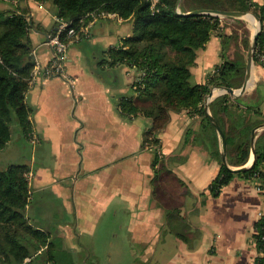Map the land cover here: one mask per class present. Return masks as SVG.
Masks as SVG:
<instances>
[{
    "label": "crops",
    "instance_id": "0c3cea01",
    "mask_svg": "<svg viewBox=\"0 0 264 264\" xmlns=\"http://www.w3.org/2000/svg\"><path fill=\"white\" fill-rule=\"evenodd\" d=\"M47 3L41 7L35 0H20L19 5L32 21L30 44L43 63L51 56L44 41L58 25L56 7L50 3L52 8H47ZM49 18L51 28L44 24ZM132 34L130 19H99L89 37L68 49L73 87L59 77L44 76L30 85L26 101L39 137L40 160L32 178L45 192L37 205L31 193L29 223L52 241L63 239L73 251L72 264H255L264 257L255 226L264 215L260 179L234 175L215 196L209 184L221 163L203 144L192 139L184 143L186 130L198 129L199 114L171 113L157 134L162 151L158 161L154 146L145 142L152 118L121 114L118 103L123 97L135 98L141 107L150 104L131 87L137 68L110 63L108 49ZM225 57L222 38L212 34L198 51L192 81L205 82ZM255 67L254 83L231 96L238 97L243 108L258 104L264 114V66ZM211 90L215 96L225 94L219 86ZM255 145L264 150V128L255 131ZM248 160H253L252 148ZM261 168L264 172V161ZM83 246L89 247L86 257L80 253ZM52 251L42 245L39 253L47 256L32 261L28 257L19 264H60Z\"/></svg>",
    "mask_w": 264,
    "mask_h": 264
},
{
    "label": "trees",
    "instance_id": "16d2710c",
    "mask_svg": "<svg viewBox=\"0 0 264 264\" xmlns=\"http://www.w3.org/2000/svg\"><path fill=\"white\" fill-rule=\"evenodd\" d=\"M51 2L56 15L61 19L83 18L90 11H115L123 19L133 23V34L123 39L118 46L108 49L111 64L125 63L141 72L140 80L134 82L137 97H148L150 104L140 106L133 97H123L118 107L123 116L139 113L152 118L146 130L145 142L154 146V159L159 160L157 146L158 132L164 129L173 111L188 110L199 114L197 130L188 128L184 143L203 144L209 154L221 163L218 175L209 184L211 193L217 196L234 175L254 177L264 175L261 168L264 150L256 148L254 163L243 170L235 171L223 163L222 137L210 119L205 105L207 94L213 86L240 87L245 74L246 61L239 63L226 57L208 73L206 81H192V67L198 51L205 47L212 34L216 33L224 44L233 39V32L224 31L220 18L211 14H193L189 11L201 9H237L248 11L255 7L264 23V1L255 0H158L152 7V0H37ZM178 9L182 12L179 13ZM0 10V148L12 137L11 124L14 119L23 133L32 131L31 108L26 101L30 87L31 71L34 65L31 56L29 29L32 21L26 10L19 13L12 10L3 16ZM186 13V14H183ZM89 17L80 24H85ZM57 22V21H56ZM264 42V30L260 32L257 46ZM256 62V58H255ZM242 70L236 77L233 72ZM225 93L209 103L211 114L220 124L227 140L228 162L236 167L247 163L251 152L252 130L264 121V114L258 104L247 103L243 108L238 97ZM156 152V153H155ZM185 159V157H182ZM181 160V159H180ZM27 164L12 163L0 170V264L25 263L38 258L42 245L47 252L54 246L49 234L29 223L26 216L31 198L29 181L24 172ZM257 245L264 249V215L256 224ZM256 264H264V257H258Z\"/></svg>",
    "mask_w": 264,
    "mask_h": 264
},
{
    "label": "rangeland",
    "instance_id": "374dc122",
    "mask_svg": "<svg viewBox=\"0 0 264 264\" xmlns=\"http://www.w3.org/2000/svg\"><path fill=\"white\" fill-rule=\"evenodd\" d=\"M257 2L264 1V0H255ZM51 2L45 4L47 8H52V5H50ZM256 9L255 7L250 8L247 11V14L245 17L242 18H236V17H225V20H223L222 26L225 28L224 31L231 30L233 32V39L227 40V42L223 45H225V55L232 60L238 61L240 64L243 63L244 61L247 60V53L250 47V44L252 42L253 36L256 32V30L259 28V21L255 17V20L252 22L248 18L250 14H256L253 10ZM0 10L3 11V16L8 15L12 10H14V6L11 2L6 1V0H0ZM254 17V16H253ZM48 28H51L53 25V21L49 18V22H44ZM255 65L257 63L255 62ZM242 68L240 69L239 72H233L236 77H239L242 75ZM246 70V66H245ZM141 72L138 71L137 77L131 82V86L135 88L136 85H133L134 82H138L140 80ZM41 77V76H39ZM38 77V78H39ZM258 77V74L256 73V67L253 71V81L254 83L255 79ZM245 79V74L242 78V81ZM239 88V87H238ZM29 90V89H28ZM28 92V91H27ZM137 94V92H136ZM216 95V94H215ZM217 97V96H216ZM215 97V98H216ZM256 127V126H255ZM11 129H12V141L9 142L6 146L0 148V170L5 169L12 163H17V164H26L25 162L29 161V168L27 171L24 172V175L27 177H30V172L32 171V176L29 181V186H30V192L32 193V197L34 200V203L37 205L38 202H40V196L42 195L43 189L41 188H36L33 184V173L35 169H38L39 166V156H38V150H39V145H38V140L39 137L37 133L33 130L34 132V137L35 139L33 140L32 137L30 138V134L28 135V139L25 138L23 135V131L16 121V119L13 120L11 124ZM157 144H154L153 146H156ZM158 153V149H157ZM159 154V153H158ZM160 155V154H159ZM162 156V155H160ZM249 161V160H248ZM44 203V200H42ZM49 207L54 206L52 203H48ZM39 210L41 207L39 206ZM42 211V209H41ZM72 230V229H70ZM54 246H52L51 251L59 261L58 263L60 264H72L71 262V255L73 254V251L71 248H69L68 245H63L64 240L60 238L54 239ZM63 243V244H62ZM89 248L88 246H86ZM85 246L80 247V253L83 256H88L90 253L89 250ZM54 248V249H53ZM40 255L38 258H41L42 256H47ZM56 260V261H57ZM77 263V262H76ZM88 264H94L93 261H88ZM139 263V262H138ZM137 264V262L135 263ZM141 264V262H140Z\"/></svg>",
    "mask_w": 264,
    "mask_h": 264
},
{
    "label": "built area",
    "instance_id": "2783aa9c",
    "mask_svg": "<svg viewBox=\"0 0 264 264\" xmlns=\"http://www.w3.org/2000/svg\"><path fill=\"white\" fill-rule=\"evenodd\" d=\"M13 4L14 11L20 12V0H6ZM41 7H43L44 2L37 1ZM158 0H152V7H155ZM205 14H211L214 16H218L220 18L221 25L223 24V20H225V16L218 14L213 11L203 12ZM89 17V20L85 24H80L84 18ZM107 18H115L118 20H122L123 17L120 16L115 11H90L83 18L76 20L72 19H61L55 14V19L58 22V25L54 32L50 33L46 40L44 41L51 48V56L46 63H43L38 55H37V47L31 48V56L34 60V65L31 71L30 85L37 80L39 76H44L45 78L51 77H59L67 82L71 87L75 83V77L71 75L68 71L67 60H68V49L69 47L80 41L83 38L89 37L91 35V27L97 22L99 19H107ZM260 30H264V23L261 24ZM260 31V32H261ZM254 58H256V63L260 66H264V42L260 46H256ZM1 60V58H0ZM136 88V86H135ZM34 140V132L33 130L30 132V138ZM158 153L162 155V151L158 146ZM30 177L27 179L30 180L32 176V171L30 172ZM264 175L257 174L253 179H260V182L257 183V187L259 190H264ZM256 264V262H255Z\"/></svg>",
    "mask_w": 264,
    "mask_h": 264
},
{
    "label": "water",
    "instance_id": "95a60500",
    "mask_svg": "<svg viewBox=\"0 0 264 264\" xmlns=\"http://www.w3.org/2000/svg\"><path fill=\"white\" fill-rule=\"evenodd\" d=\"M180 0H178L177 5H179ZM209 11H213L216 12L218 14H221L225 17H236V18H242L245 17L247 15V11L244 10H237V9H211V10H201V9H197V10H193V11H189L187 13H193V14H200L203 12H209ZM256 14L255 16L257 17L258 21H259V28L256 30L252 42L250 44L248 53H247V60H246V70H245V79L243 81V84L239 87V88H233L230 86H222L223 88V93H230L232 95H241L242 93L245 92V90L247 89V87L250 85L251 80L253 78V71L255 69V58H254V54H255V50H256V46H257V41H258V37L260 35V27H261V17L259 16L257 10H253ZM179 13H182L179 9H178ZM186 14V13H183ZM221 87V86H219ZM216 96L214 95L213 90H210L209 93L207 94V98H206V111L208 113V115L210 116V119L212 120V122L216 125V128L219 132V134L222 137V151H223V163L230 169L235 170V171H239V170H243L246 169L248 167H250L255 159H256V148H255V131L258 128H264V122L258 124L253 130H252V140H251V148H252V154H253V160L252 162H247L245 165L239 166V167H233L228 163V159H227V140L226 137L224 135V132L220 126V124L218 123V121L216 120V118L211 114V112L209 111V103L211 100H213Z\"/></svg>",
    "mask_w": 264,
    "mask_h": 264
},
{
    "label": "bare ground",
    "instance_id": "6f19581e",
    "mask_svg": "<svg viewBox=\"0 0 264 264\" xmlns=\"http://www.w3.org/2000/svg\"><path fill=\"white\" fill-rule=\"evenodd\" d=\"M247 15H248V14H247ZM253 16H254V17H253ZM248 17H249L248 19H249L250 21L253 22V21L255 20V17H256V16H255L254 14H253V15L250 14ZM256 18H257V17H256ZM253 79H254V78H252L250 85H252V81H253Z\"/></svg>",
    "mask_w": 264,
    "mask_h": 264
}]
</instances>
